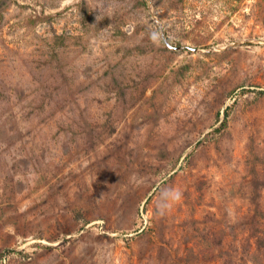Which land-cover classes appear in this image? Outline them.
<instances>
[{"label":"rangeland","instance_id":"obj_1","mask_svg":"<svg viewBox=\"0 0 264 264\" xmlns=\"http://www.w3.org/2000/svg\"><path fill=\"white\" fill-rule=\"evenodd\" d=\"M0 264H264V0H0Z\"/></svg>","mask_w":264,"mask_h":264},{"label":"clouds","instance_id":"obj_2","mask_svg":"<svg viewBox=\"0 0 264 264\" xmlns=\"http://www.w3.org/2000/svg\"><path fill=\"white\" fill-rule=\"evenodd\" d=\"M183 193L174 188H165L161 191L157 200V213L161 216L165 215L174 203L181 200Z\"/></svg>","mask_w":264,"mask_h":264}]
</instances>
